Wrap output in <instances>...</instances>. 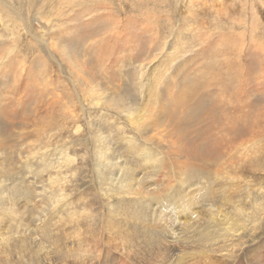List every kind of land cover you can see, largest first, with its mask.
I'll use <instances>...</instances> for the list:
<instances>
[{"label": "rangeland", "instance_id": "374dc122", "mask_svg": "<svg viewBox=\"0 0 264 264\" xmlns=\"http://www.w3.org/2000/svg\"><path fill=\"white\" fill-rule=\"evenodd\" d=\"M0 60V202L11 205L3 217L0 209V264H146L136 258L143 248L130 235V222L123 226L119 214L109 221L108 210L120 209L124 200L107 191L102 176L147 190L145 224L158 228L153 209L180 208L178 180H170L174 163L151 141L158 135L187 150L189 175L182 174L186 185L196 186L198 197L187 210L164 211L159 219L175 230L187 228L182 238L194 234L185 264H264V210L258 222L248 221L231 255L208 251L216 245H196L212 222L210 205L222 221L216 210L228 196L241 197L245 212L252 209L246 200L263 198L264 204V0H0ZM161 64L173 66L164 72L173 77L175 93L167 92L170 103L160 116L147 114L149 104L142 107L146 117H139L144 127L138 132L122 101L141 107L142 74L162 76ZM149 119L155 126L146 124ZM125 136L143 152L161 151L158 164L147 165L130 151ZM251 142H259L256 153L244 155ZM12 235L21 236L20 246Z\"/></svg>", "mask_w": 264, "mask_h": 264}, {"label": "bare ground", "instance_id": "6f19581e", "mask_svg": "<svg viewBox=\"0 0 264 264\" xmlns=\"http://www.w3.org/2000/svg\"><path fill=\"white\" fill-rule=\"evenodd\" d=\"M2 1V0H1ZM7 3V2H6ZM5 3V4H6ZM9 3V2H8ZM8 3H7V5H8ZM75 3V2H74ZM4 5V4H3ZM9 7V6H8ZM84 7V6H83ZM14 11V10H13ZM18 11V10H17ZM77 11V10H76ZM15 12V11H14ZM78 12V11H77ZM89 12V11H88ZM92 12V11H91ZM80 13V12H79ZM90 14V13H89ZM120 20V19H119ZM73 22V21H72ZM113 22V21H112ZM107 24V23H106ZM95 28V27H94ZM75 29V28H74ZM181 30V29H180ZM124 31V30H123ZM178 31H179V29H178ZM125 32V31H124ZM123 32V33H124ZM181 32V31H180ZM179 32H177V34H178ZM179 35H180V33H179ZM175 37V36H174ZM122 38H123V36H122ZM176 38V37H175ZM194 38V37H193ZM98 39V38H97ZM123 39H125V38H123ZM98 40H100V38L98 39ZM182 40H184V39H182ZM91 41H93V40H91ZM90 41V42H91ZM125 41H127V40H125ZM172 41V40H171ZM180 41V40H179ZM178 41V42H179ZM195 41V40H194ZM169 43H170V41H168ZM173 42H175L174 40H173ZM59 43V42H58ZM181 43V42H180ZM179 43V44H180ZM183 43H186V42H184V41H182V44ZM208 43V42H207ZM101 44V43H100ZM171 44V43H170ZM62 45V44H61ZM87 45V44H86ZM107 45V44H106ZM174 45V44H173ZM181 45V44H180ZM57 46V45H56ZM177 46H178V44H177ZM190 46V45H189ZM205 46V45H204ZM51 47H53V44L51 43V41H50V48ZM69 47V46H68ZM87 47H89V46H87ZM91 47V46H90ZM191 47V46H190ZM56 48V47H55ZM58 48H59V46H58ZM174 48H176V47H174ZM192 48H193V46H192ZM71 49V48H70ZM70 49H69V51H70ZM90 49V48H89ZM92 49V48H91ZM104 49V48H103ZM184 49V48H183ZM50 50V49H49ZM53 50H55V49H53ZM177 50H179V49H177ZM106 51V50H105ZM89 52V51H88ZM101 52V51H100ZM180 52V51H179ZM182 52V51H181ZM10 53H11V50H10V52H9V54L7 55V56H11L10 55ZM200 53V52H199ZM66 54H67V52H66ZM89 54V53H88ZM171 53H168V56L170 55ZM173 55H174V53H172ZM177 54V53H176ZM183 54V53H182ZM165 55H166V53H165ZM200 55V54H199ZM53 56V55H52ZM108 56V55H107ZM183 56V55H182ZM10 58V57H9ZM97 58V57H96ZM180 58V57H179ZM86 59V58H85ZM114 59V58H113ZM112 60V59H111ZM91 61V60H90ZM90 61H89V63H90ZM169 62H170V60H168ZM173 61V60H172ZM180 61V60H179ZM5 62L3 61V60H0V68H1V66L4 64ZM73 63V62H72ZM114 63V62H113ZM117 63V62H116ZM159 63V65H160V62H158ZM167 63V62H166ZM189 63V62H188ZM78 64V63H77ZM191 64H193V63H191ZM88 65V64H87ZM161 65H163V64H161ZM169 65H170V63H169ZM176 66H177V62H176V64H175ZM83 66V65H82ZM85 66H86V64H85ZM94 66V65H93ZM117 66V65H116ZM141 66V65H140ZM167 66V65H166ZM166 66H164L163 65V67L160 69V72H161V74H162V76L161 75H155L156 74V72L155 73H153V68L155 67H153L152 68V70H151V72L153 73V75L152 74H148V75H146L145 76V74H142L141 72V74H142V77H141V85H142V87H143V89H144V92H145V94H146V96H143V103H142V106L141 107H139V104H137V102H135V103H133V105L135 104V107L132 105V104H130V106H126V104H125V100L124 101H122L123 102V106H124V108L128 111V114H129V118H131V119H133L134 120V122H132L134 125H137L136 127H135V130L136 131H138V132H140V130L141 129H143V127L144 126H141L142 128H140V125H143V120H141V118H139V117H142L143 118V116H142V114H145V117H146V111L144 112V110H143V106H146V105H150L151 106V109L147 112V114H150V115H155V116H160V114H162V113H164L165 112V110H166V106L170 103L169 102V97L168 96H170L169 94H167V92H169V93H175L174 92V90H172V88H171V85L174 83L173 81V77L172 76H170L168 73H166L167 71H169V69L171 68V67H173L172 65H171V67L169 66V67H166ZM181 66V65H180ZM84 67V66H83ZM101 67V66H100ZM103 67V66H102ZM149 67V66H148ZM166 67V68H165ZM90 68H92V67H90ZM89 68V69H90ZM120 68V67H119ZM158 68V67H157ZM181 68V67H180ZM194 68V67H193ZM117 69V68H116ZM139 69H140V67H139ZM141 69H143V65L141 66ZM159 69V68H158ZM188 69V68H187ZM190 69H192V68H190ZM199 69V68H198ZM177 70H178V68H177ZM182 70V69H181ZM195 70V69H194ZM92 71V70H91ZM164 71H166V72H164ZM185 71V70H184ZM188 71V70H187ZM198 71V70H197ZM149 72V71H148ZM199 72V71H198ZM102 73H104V72H102ZM147 73V72H146ZM170 73V72H169ZM187 73V72H186ZM94 75V74H93ZM110 75V74H109ZM108 75V76H109ZM113 75V74H112ZM174 75V74H173ZM106 77H107V75H105ZM111 76V75H110ZM147 76H149V77H147ZM152 76H154L153 78H152ZM156 76H158V77H160L158 80L156 79ZM179 76H181V75H179ZM178 76V77H179ZM186 76V75H185ZM144 77H147L146 79L144 78ZM182 77V76H181ZM189 77V76H188ZM96 78V77H95ZM144 79V80H143ZM183 79V78H182ZM188 80H189V78H187ZM77 80V79H76ZM187 80V81H188ZM95 81V80H94ZM180 81V80H179ZM185 81H186V79H185ZM71 85H73V87H74V82H75V79H71ZM80 85H86V83H87V85L86 86H88V88L87 89H89V81L88 80H86V79H81V80H78L77 81ZM76 82V83H77ZM86 82V83H85ZM188 82H190V80L188 81ZM139 83V82H138ZM158 84H160V86L158 85ZM188 84V83H187ZM187 84H185V85H181L180 86V88L181 89H185L183 86H186ZM191 84V83H190ZM197 84V83H196ZM195 84V85H196ZM189 85V84H188ZM188 85L186 86V88H188ZM194 85V84H193ZM174 86V85H173ZM191 86V85H190ZM91 87V86H90ZM179 88V89H180ZM193 88V87H192ZM74 90H75V92H76V94L78 95V97H79V99H80V101H81V98L83 97H81L80 96V94H79V91L77 90V89H75L74 88ZM190 90V89H189ZM111 91V90H110ZM178 91V90H177ZM74 92V91H73ZM93 92V91H92ZM98 92H99V90H98ZM191 92V91H190ZM59 93V92H58ZM97 93V92H96ZM95 93V94H96ZM106 93V92H105ZM185 93H187V92H185ZM189 93V92H188ZM66 94V93H65ZM88 94H89V92H88ZM150 94H151V98H155V99H157V101L155 100L154 101V99H151L150 98ZM181 94V93H180ZM82 95V94H81ZM100 95H101V93H100ZM144 95V94H143ZM97 96V95H96ZM115 96V95H114ZM244 96H245V94H244ZM5 98V97H4ZM105 98V97H104ZM173 98H175V96L173 97ZM107 102L108 103H113V101H115V98H112V97H110V96H107ZM1 100V99H0ZM95 100V99H94ZM5 101V100H4ZM58 101V100H57ZM72 101V100H71ZM100 101H102V100H100ZM3 101L1 100V103H2ZM62 102V101H61ZM60 102V103H61ZM92 102V101H91ZM101 103V102H100ZM158 105H157V104ZM239 103H241V101H239ZM149 105H148V107H149ZM65 106V105H64ZM83 106V105H82ZM137 107V108H136ZM148 107H147V109H148ZM155 107H157L158 108V110L156 111V110H154V108ZM6 108V107H5ZM68 108V107H67ZM117 108V107H116ZM156 108V109H157ZM119 110H123V109H119ZM72 111H73V113H74V110L72 109ZM99 111V110H98ZM120 112V111H119ZM72 113V114H73ZM89 113V112H88ZM110 113V112H109ZM70 114V113H69ZM99 114V113H98ZM127 114V115H128ZM75 116V115H74ZM148 116V115H147ZM149 118H151L150 116H148ZM67 119V118H66ZM156 119V118H155ZM130 120V119H129ZM145 120V119H144ZM166 120H167V117H166ZM102 121V120H101ZM149 121H150V119H149ZM163 121H165V120H163ZM89 122V121H88ZM108 122V121H107ZM158 122H160V121H158ZM188 122V121H187ZM131 123V122H130ZM131 123V124H132ZM153 123V124H152ZM130 124V125H131ZM145 124V123H144ZM146 124H151V125H154L155 126V123H154V121L152 122V121H150V122H147ZM92 125V124H91ZM90 127V126H89ZM163 127V126H162ZM180 127V126H179ZM77 128V127H76ZM79 128V127H78ZM153 129V128H152ZM77 130V129H76ZM154 130V129H153ZM156 130H157V128H156ZM98 131H100V130H98ZM155 131V130H154ZM174 131V130H173ZM141 132H142V130H141ZM155 132H157V131H155ZM159 132H161L160 131V129H158V134H159ZM96 133V132H95ZM122 133V132H121ZM126 133V132H125ZM147 133V132H146ZM149 133V132H148ZM147 133V134H148ZM146 134V135H147ZM152 134V132L150 133V137L152 136L151 135ZM157 134V133H156ZM157 134V135H158ZM168 134V133H167ZM173 134H174V132H173ZM92 135V134H91ZM119 135V134H118ZM128 135V134H127ZM161 135H162V133H161ZM170 135V134H169ZM148 136V135H147ZM154 136V135H153ZM152 136V137H153ZM124 137V136H123ZM127 137V143H130L131 144V147H130V151H133L134 153H137V154H139V155H141V156H144L143 158H145V160H146V164L148 165V163H150V161H153V162H155L156 164H158L157 163V161H159V159H157V161H156V158L159 156V155H162V152L161 151H158V152H156V151H154L155 153L154 154H152V153H150L151 151L149 150V152H146L147 151V148H146V150H145V152H143L144 151V149H143V147L141 148V145L139 146L138 144H140V143H135V142H133L132 140H130V139H132L131 137H129V136H125V138ZM151 137V138H152ZM162 137H163V140L164 139H166L167 137H166V135L165 136H163L162 135ZM194 137V136H193ZM203 137V136H202ZM169 138V137H168ZM105 139V138H104ZM149 137L147 138L146 137V140H148L149 141ZM203 139V138H202ZM101 141V140H100ZM135 141V140H134ZM151 141H153V142H155L160 148H163L166 152H168L167 153V159L166 160H168V162L169 161H171L172 163H174V166H175V170L173 171V178H171L170 180H172V179H174L175 181H177L178 182V188L180 189V192L178 193L179 195H178V198H176V202L175 203H177L179 206H180V208L179 209H176L174 206H173V208H175V209H173V210H168L167 208H166V206L165 205H162L161 204V206L160 207H158L157 209H153L154 210V212L155 213H157V221H158V228H156V227H153V228H149L146 224H145V221H147L148 220V218L150 217V214H151V211L150 212H148L147 211V207H148V205H149V196H147V190H145V189H143L142 191H141V188L138 190V186L139 185H136V186H133L132 188L131 187H129L130 186V183L129 182H126L127 184H128V186H127V184L125 185H122V184H118V183H114L113 182V178H111L110 176L108 177L106 174H103V181H104V184L107 186V191H109V192H116L118 195H120V201H123L124 200V203L122 204V206H121V208L120 209H118V210H108L109 211V221H111V222H113L114 220L115 221H117L115 218H114V215L113 214H115V215H117V214H119L121 217H122V219H121V221H124V225L123 226H126L129 222H130V228L132 229V232L130 233V235L133 237V235H135V239H137V241L139 242H137V246L140 244L141 245V247L143 248V250L142 251H139V253L140 254H138V252L136 253V255H137V259H138V261H141V262H145L146 264H181V263H184L185 264V260H184V254L186 253L185 251H186V247H189V246H187L188 244H192V243H195V241H193V240H191L190 239V237H192V236H194V234L193 233H191L190 235H188V236H185V237H181L180 235H179V233H181V232H183V230H186L187 228H180V227H178V228H176V230L175 229H173V227H172V222L171 223H169V225H168V223H165L166 221H163V222H160L159 221V219L160 218H163V212L164 211H167V212H170V213H172V215H175V214H177V213H179V212H183V211H185V210H187V208H188V206L191 204V203H193V198L194 197H198L197 196V194L194 192V188L196 187L195 186V183L194 182H192V183H189V184H185L186 183V180L184 181V176H183V174L182 173H184V175H185V178L189 175V171L187 170V165H188V158H187V156H188V152H187V150L186 149H176V147H173L172 145L174 144H172V145H167V141H162V139L160 138V136L158 135V137L157 138H152L151 139ZM205 141V140H204ZM206 141H207V139H206ZM106 142H108V141H106ZM150 142V141H149ZM143 143V142H142ZM146 143V142H145ZM204 143V142H203ZM257 143H259V142H251L250 144L249 143H246V145H245V147H246V149H245V152H244V155H250V154H255L256 153V151H257ZM104 144V143H103ZM144 145V144H143ZM155 145V144H154ZM202 145V144H201ZM200 145V147H202L203 148V146H201ZM157 146V147H158ZM147 147V146H146ZM155 147V146H154ZM103 148V147H102ZM132 148V149H131ZM152 148V147H151ZM150 148V149H151ZM143 149V150H142ZM149 149V148H148ZM153 149V148H152ZM155 149V148H154ZM239 150V149H238ZM239 152V151H238ZM243 152V151H242ZM45 153H47V151L45 152ZM222 153V152H221ZM217 154V153H216ZM236 154V153H235ZM238 154V153H237ZM164 155V154H163ZM243 155V154H242ZM241 155V156H242ZM218 156V155H217ZM246 156V157H247ZM170 160H169V159ZM92 160V159H91ZM103 160V159H102ZM107 160V159H106ZM165 160V161H166ZM109 161V160H108ZM121 162V161H120ZM108 163V162H107ZM103 164V163H102ZM95 165V164H94ZM112 165V164H111ZM93 166V165H92ZM150 166V165H149ZM94 167V166H93ZM107 166H105V168H106ZM112 167V166H111ZM115 167V166H114ZM153 167H155V166H153ZM158 167H160V166H157V168ZM227 167V166H226ZM98 168V167H97ZM109 168V167H108ZM126 168H127V166L126 167H124V166H119L118 165V170H120L121 172L123 171V173L126 171ZM156 168V167H155ZM96 169V168H95ZM111 169V168H110ZM113 169V168H112ZM167 170H168V168H167ZM166 170V171H167ZM96 172V171H95ZM107 172V171H106ZM135 172H136V170H135ZM144 172V171H143ZM128 173V172H127ZM165 173V172H164ZM224 173V172H223ZM226 173V172H225ZM120 174H122V173H120ZM119 174V176H121ZM166 174V173H165ZM132 175H134V174H132ZM225 175V174H224ZM118 176V177H119ZM176 178H175V177ZM180 176H182V178L183 179H181V177ZM164 177H166V175H164ZM170 177V176H169ZM119 180V179H118ZM118 180H117V182H118ZM123 180V179H122ZM121 180V181H122ZM167 180V179H166ZM170 180H168V181H170ZM134 181H135V179H134ZM163 181V180H162ZM131 182H133V181H131ZM164 182V181H163ZM171 182V181H170ZM197 182V181H196ZM205 182V181H204ZM61 183V182H60ZM167 183V182H166ZM172 183V182H171ZM203 183V182H202ZM168 184V183H167ZM166 184V185H167ZM207 184V183H206ZM257 184V183H256ZM255 184V185H256ZM183 185H184V188H182L183 187ZM197 185V184H196ZM57 186V185H56ZM126 186H127V188H126ZM168 186V185H167ZM202 186V185H201ZM60 187V186H59ZM144 187V186H143ZM251 187V185L249 186V188ZM262 187V186H261ZM104 188V187H103ZM131 188V189H130ZM172 188V187H171ZM200 188V187H199ZM206 188V187H205ZM208 188V187H207ZM212 188V187H211ZM59 189H61V188H59ZM213 190H214V187L212 188ZM258 189H260V188H258ZM213 190H212V192H213ZM253 190V189H252ZM162 191V190H161ZM166 191H168L167 189H166ZM199 191V193H202V191H203V188L201 189V190H198ZM248 191V195L250 194V191L249 190H247ZM261 191V193L263 194L264 193V191H263V189L262 190H260ZM61 193V192H60ZM132 194V195H134L135 193H139V195L138 196H136V197H126V195H129V194ZM166 193V192H165ZM164 193V194H165ZM176 193V192H175ZM198 193V192H197ZM57 195V194H56ZM176 195V194H175ZM201 195V194H200ZM167 196H168V194H167ZM59 197V196H58ZM62 197V196H61ZM251 197V196H250ZM57 198V197H56ZM153 198V196L150 198V199H152ZM225 198H226V196L224 197V200H225ZM229 200H225L224 202H222V207H219L216 211L217 212H220V213H222L221 215H222V217H221V219L220 220H222V221H219V219L218 218H216V215L214 214L215 213V209H213L212 208V206L213 205H210V214H213V218H212V222L211 223H208L207 225H206V228L201 232V234L199 235V243L198 244H196V245H198V246H201V245H203V244H205V245H203V246H205V247H207V245L208 244H211V245H216V247H213V246H209V249H208V251L209 252H216L217 250H219V252L221 251H223V250H226V254H222L223 256H227V255H231L232 253H233V250H232V248H235V247H238V245H239V240L238 239H240L241 238V234L240 233H242L241 231L244 229V228H246V227H249V226H247L249 223H248V221H257L258 222V220H260L261 219V211H263L264 210V204H263V198H261L260 200H258V199H252V201H251V199L250 200H246L247 202L249 201V203L252 205V207L251 206H249L248 205V207H251L252 209H251V211H249V212H245V209L242 207V205L241 204H238L239 203V201L237 202V200L239 199V198H241V197H239L238 195H233V196H228L227 197ZM257 198V197H256ZM59 199V198H58ZM197 199V198H196ZM195 199V200H196ZM243 199V198H242ZM248 199V198H247ZM61 200V198L59 199V201ZM97 200V199H96ZM165 200H167V199H165ZM165 200H164V202H165ZM173 200V199H172ZM219 200V199H218ZM4 201V200H3ZM155 201V200H154ZM163 201V200H162ZM100 201H97V203H99ZM159 201H155V203H158ZM97 203H95V204H97ZM195 203V202H194ZM172 204H174V203H172ZM209 204H212V203H209ZM112 204H111V202L109 201V199L107 200V202H106V207H110ZM152 205V204H151ZM171 205V204H170ZM200 205V204H199ZM9 206L11 207V205L9 204V203H7V202H0V209H3L2 210V212H1V216L3 215V213H4V210L5 209H7V207L9 208ZM60 207V206H59ZM191 207H193V208H195L194 206H191ZM198 207V206H197ZM216 207V206H215ZM214 207V208H215ZM152 208L153 207H151V210H152ZM199 208V207H198ZM152 210V211H153ZM248 210V209H247ZM113 211V212H112ZM121 213V214H120ZM8 214H10L11 215V217H10V215H9V220H11L12 218H14V216L12 215V213L11 212H9ZM84 214H85V212H84ZM218 215V214H217ZM245 215V216H244ZM0 216V217H1ZM149 216V217H148ZM247 216H248V219H247ZM3 217V216H2ZM172 216H170V218H171ZM249 217H251V219H249ZM166 219H168L169 218V216L168 215H166V217H165ZM169 218V219H170ZM134 219H135V221H134ZM172 219V218H171ZM182 219V218H181ZM8 220V221H9ZM174 220H175V218H174ZM21 221V220H20ZM136 221H139V223H137ZM263 221V220H262ZM175 223H176V221H174ZM260 222V221H259ZM20 223V222H19ZM165 223V224H164ZM252 223V222H251ZM250 223V224H251ZM254 225V224H253ZM253 227V226H252ZM130 228H127V229H130ZM131 229H130V231H131ZM13 230L16 232V233H21L15 226H13ZM183 233H185V232H183ZM20 235H22V234H20ZM129 235V236H130ZM184 235H186V234H184ZM14 240H15V244H14V247L15 246H20V237L21 236H11ZM8 239L10 238V237H7ZM125 239H126V237H125ZM134 239V240H135ZM127 240V239H126ZM133 241V240H132ZM136 244V243H135ZM140 245H139V247H140ZM194 246H195V244H193ZM145 246H147L148 247V249H146V247ZM134 250V249H133ZM98 251H100V249L98 250ZM128 251H130V249L128 250ZM199 251H201L200 249H199ZM231 251V252H230ZM131 252V251H130ZM218 253V252H217ZM230 253V254H229ZM16 256V255H15ZM118 256H119V254H118ZM96 258V257H95ZM98 258V257H97ZM100 258V257H99ZM132 258V257H131ZM18 259H19V257H18ZM21 259V258H20ZM40 259H42V258H40ZM45 259V258H44ZM14 260H16V259H14ZM46 260V259H45ZM16 261H18L19 262V260H16ZM22 261V260H21ZM24 262H25V260H23ZM38 261V260H37ZM47 261V260H46ZM137 260H135L134 262L135 263H137L138 262ZM131 262H133V260L131 261ZM39 263V262H38ZM107 263V262H106ZM105 263V264H106ZM188 263H190V264H193V263H191V262H188ZM14 264V263H13ZM30 264H33L32 262L30 263ZM35 264H37V262L35 261ZM40 264V263H39ZM41 264H44L43 262L41 263ZM102 264V263H101Z\"/></svg>", "mask_w": 264, "mask_h": 264}]
</instances>
